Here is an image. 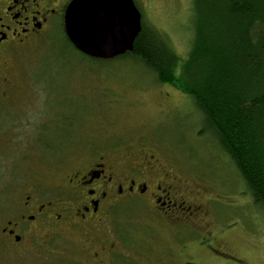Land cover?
Wrapping results in <instances>:
<instances>
[{
  "label": "rangeland",
  "instance_id": "obj_1",
  "mask_svg": "<svg viewBox=\"0 0 264 264\" xmlns=\"http://www.w3.org/2000/svg\"><path fill=\"white\" fill-rule=\"evenodd\" d=\"M133 1L143 26L158 32L185 59L194 38L195 1ZM19 65L30 72L29 97L34 98L30 116L12 130L14 134L8 123L0 130L5 131L4 140H9L12 135H31L41 121L57 128V135L53 130L47 132L52 141L51 147L45 139L47 148H52L48 151L33 152V145L28 147L19 138L11 143L28 147L29 168L51 169L44 187L46 200L58 199L60 179L110 142L138 145L140 138L153 137L160 156L171 168L214 200L209 215L231 254L218 260L222 264H264V210L253 203L235 167L206 131L202 116L181 89L158 84L140 63L129 58L93 61L68 46L61 30L53 31L51 38L20 59ZM11 153L13 158L19 154L16 149ZM24 188L14 180L0 182V222ZM117 220L119 228L128 221L132 232L146 229L141 228L146 220L139 216ZM114 230L117 235L124 232ZM157 230L164 234L163 229ZM162 245L165 242L159 239L157 251ZM82 249V240L73 230L63 237L53 235L42 246L32 242L7 250L0 240V264H77L83 258ZM201 259V264H209L204 256Z\"/></svg>",
  "mask_w": 264,
  "mask_h": 264
},
{
  "label": "flooded vegetation",
  "instance_id": "obj_2",
  "mask_svg": "<svg viewBox=\"0 0 264 264\" xmlns=\"http://www.w3.org/2000/svg\"><path fill=\"white\" fill-rule=\"evenodd\" d=\"M72 1L0 0V128L8 123L11 134L28 121L34 101L29 97L30 72L19 60L53 31L64 34ZM33 130L9 140L0 130V182L14 180L25 186L0 222L5 249L32 242L42 246L53 235L63 237L73 230L83 243V258L77 264H201V255L209 264H222L218 258H230L209 215L214 200L171 168L153 137L140 138L138 145L108 143L65 174L57 187L62 191L59 198L50 201L44 187L51 169L29 168L26 148L32 144L33 152L52 149L45 139L52 147L47 132L57 135V128L41 121ZM17 138L28 147L11 145ZM14 149L20 154L16 158L9 155ZM132 215L145 219L141 228L146 229L132 232L128 221L119 228L117 217ZM114 229L124 232L117 235ZM159 239L165 242L160 252L155 246Z\"/></svg>",
  "mask_w": 264,
  "mask_h": 264
},
{
  "label": "trees",
  "instance_id": "obj_3",
  "mask_svg": "<svg viewBox=\"0 0 264 264\" xmlns=\"http://www.w3.org/2000/svg\"><path fill=\"white\" fill-rule=\"evenodd\" d=\"M194 1L185 59L142 24L132 52L114 60L137 61L158 84L181 89L264 210V0Z\"/></svg>",
  "mask_w": 264,
  "mask_h": 264
},
{
  "label": "water",
  "instance_id": "obj_4",
  "mask_svg": "<svg viewBox=\"0 0 264 264\" xmlns=\"http://www.w3.org/2000/svg\"><path fill=\"white\" fill-rule=\"evenodd\" d=\"M142 30L133 0H73L64 19V33L80 54L108 61L132 52Z\"/></svg>",
  "mask_w": 264,
  "mask_h": 264
}]
</instances>
